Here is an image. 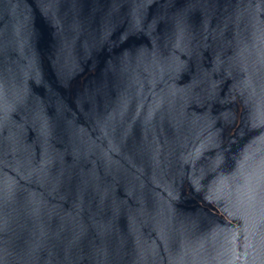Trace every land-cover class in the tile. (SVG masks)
Instances as JSON below:
<instances>
[{"label": "water", "instance_id": "1", "mask_svg": "<svg viewBox=\"0 0 264 264\" xmlns=\"http://www.w3.org/2000/svg\"><path fill=\"white\" fill-rule=\"evenodd\" d=\"M0 264H264V0H0Z\"/></svg>", "mask_w": 264, "mask_h": 264}]
</instances>
